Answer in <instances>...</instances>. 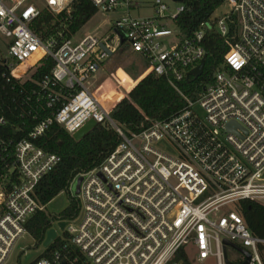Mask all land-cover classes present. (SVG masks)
Instances as JSON below:
<instances>
[{
  "label": "built area",
  "instance_id": "2783aa9c",
  "mask_svg": "<svg viewBox=\"0 0 264 264\" xmlns=\"http://www.w3.org/2000/svg\"><path fill=\"white\" fill-rule=\"evenodd\" d=\"M42 1L53 14H68L73 0ZM90 1L97 13H118L106 22L108 29L99 33L96 27L55 48V38L44 42L32 31L40 8L31 0H0V36L7 40L1 58L12 80L34 84L21 104L32 125L0 118V129L14 132L0 134V264L28 235L29 218L44 210L35 188L60 162L36 140L53 124L72 136L89 120L112 128L121 140L98 166L71 180L77 215L52 223L57 236L49 245L64 233L68 242L41 256L49 245L44 247L28 264H169L187 245L198 263L212 256L225 264L223 240L245 250L248 264H263L264 239L247 229L238 204L264 205V0H224V12L217 14V7L185 38L174 23L185 11L182 1L171 0L177 4L171 9L152 0L153 15L145 17L129 14L139 6L136 0ZM206 33L229 48L210 80L189 97L180 84L196 79L188 73L206 56ZM121 46L142 57L145 76L165 78L185 103L174 116L130 135L110 117L116 104L103 107L93 90L107 51ZM49 59L51 70L35 80ZM227 259L241 264L245 256Z\"/></svg>",
  "mask_w": 264,
  "mask_h": 264
},
{
  "label": "trees",
  "instance_id": "16d2710c",
  "mask_svg": "<svg viewBox=\"0 0 264 264\" xmlns=\"http://www.w3.org/2000/svg\"><path fill=\"white\" fill-rule=\"evenodd\" d=\"M224 0H182L185 11L174 21L182 37H190L201 22L208 21L214 10ZM97 8L90 0H73L70 11L53 14L45 6L40 8L39 16L32 22L31 29L42 41L56 39L55 48L72 38L95 14ZM206 59L203 73L196 79L184 80L180 86L189 97H194L200 84L210 80L211 74L221 63L229 46L224 39L214 33H206L202 42ZM53 66L49 59L39 67L33 77L40 79L48 74ZM34 84L20 83L9 77L6 62L0 58V118L13 123H33L26 115L27 109L22 107L26 91ZM111 110L110 117L126 134L138 133L152 122L166 120L177 114L184 107L183 98L168 84L163 77L148 74L126 94ZM20 113L22 114L20 117ZM42 116V115H40ZM44 116V115H43ZM1 135H14V132L0 129ZM24 135L25 133L22 132ZM18 135V133H17ZM22 137L19 133V138ZM120 137L110 127L97 124L80 141H74L69 134L56 124L36 140V144L44 150L60 157L58 165L46 174L35 188L38 203L44 207L57 195L68 193V206L59 214L48 215L44 210H37L27 221L25 228L36 242L44 241L46 232L55 220H71L78 212L79 202L69 190L71 180L78 174H83L98 166L109 153L119 144ZM238 207L244 219L245 226L252 235L264 239V205L244 200ZM68 236L64 233L49 245L41 256H47L54 248L67 243ZM264 247L260 246V249ZM178 264H190L185 249L180 248L172 258Z\"/></svg>",
  "mask_w": 264,
  "mask_h": 264
},
{
  "label": "rangeland",
  "instance_id": "374dc122",
  "mask_svg": "<svg viewBox=\"0 0 264 264\" xmlns=\"http://www.w3.org/2000/svg\"><path fill=\"white\" fill-rule=\"evenodd\" d=\"M37 7L41 8L44 6L42 0H31ZM139 3V6L134 7L129 11V14L132 17H145L153 15V9L151 7L152 0H136ZM164 1L171 9H174L177 4L173 3L171 0H162ZM226 10V7L222 5L217 9V14L222 13ZM118 13H108L102 14L100 12L96 13L81 29L72 37V41H78L86 31L94 30L98 28V32L102 33L108 27L107 21L110 18H113ZM101 25V28L99 26ZM108 26V25H107ZM170 27H172L170 25ZM6 39L0 36V58L3 57L6 53L5 44ZM145 64L141 58L136 57L128 52V48L121 46L117 49L116 52L109 55L104 63L100 65L99 70L95 74L96 84L93 86L95 95L99 103L109 109L112 108L115 104L123 99L129 90L133 87L127 74L134 73L136 76L141 74V71L145 68ZM119 68V69H118ZM144 72V71H143ZM98 87V88H97ZM69 203L68 193L63 191L57 195L52 201L44 206V211L48 215L59 214L64 210ZM229 210L233 211V208L230 207ZM56 229V224L53 225ZM57 233L60 234V231L57 230ZM44 246L43 242L36 244L35 240L30 235H24L21 239L17 241L13 247L8 260L5 264H28L33 259H35L43 251ZM185 252L188 257L190 264H216V259L214 257H209L204 260L202 263L196 261V256L194 250L190 245L185 247ZM237 256V251L231 247L227 248V258L233 259ZM261 260L264 264V248L260 249Z\"/></svg>",
  "mask_w": 264,
  "mask_h": 264
},
{
  "label": "water",
  "instance_id": "95a60500",
  "mask_svg": "<svg viewBox=\"0 0 264 264\" xmlns=\"http://www.w3.org/2000/svg\"><path fill=\"white\" fill-rule=\"evenodd\" d=\"M175 1H182V0H175ZM107 53L110 55V52L107 51ZM206 57V56H205ZM205 57L204 59H202V61L200 62V64L193 70H191L188 73V76H191L192 78H197L199 77L202 72H203V68H204V64H205ZM187 81H189V79H187ZM97 124L95 121L93 120H89L81 129H79L77 132H75L71 138L74 141H80L83 137H85L89 131L95 127ZM231 124L227 125V128H230ZM81 177H78L75 182L72 185L71 188V192L73 195H77L79 193V187H80V183H81ZM65 223L63 221L58 223V227L60 230H62L64 228ZM57 234L54 228L49 229L46 232L45 235V239L43 241V246L47 247L55 238H56ZM223 256H224V263L225 264H233L231 263L228 259H227V255H226V247H231L232 249H234L235 251L243 254L245 256V261L242 262L241 264H248L249 263V259H250V255L243 249L239 248L238 246L234 245L233 243L227 241V240H223Z\"/></svg>",
  "mask_w": 264,
  "mask_h": 264
},
{
  "label": "crops",
  "instance_id": "0c3cea01",
  "mask_svg": "<svg viewBox=\"0 0 264 264\" xmlns=\"http://www.w3.org/2000/svg\"><path fill=\"white\" fill-rule=\"evenodd\" d=\"M90 32V31H89ZM86 33H88V31H86ZM128 52L129 53H131L129 50H128ZM131 54H133V53H131ZM133 55H136V57H138V58H141L142 59V57H140V56H138L137 54H133ZM143 60V59H142ZM143 62H144V64H145V66L147 67V65H146V62L143 60ZM146 67L141 71V74H138L137 76L134 74V73H132V74H127L125 71H123L127 76H128V78L130 79V81H131V83H133V85H136L137 84V82L138 81H140L143 77H145V72H143V71H145L146 70ZM119 69V68H118ZM96 84V83H95ZM94 84V85H95ZM132 89V88H131ZM130 89V90H131ZM129 90V91H130Z\"/></svg>",
  "mask_w": 264,
  "mask_h": 264
}]
</instances>
